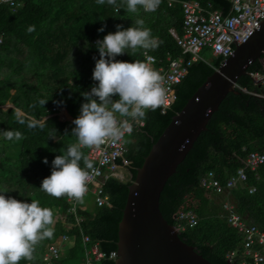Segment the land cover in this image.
Masks as SVG:
<instances>
[{"label": "trees", "instance_id": "trees-1", "mask_svg": "<svg viewBox=\"0 0 264 264\" xmlns=\"http://www.w3.org/2000/svg\"><path fill=\"white\" fill-rule=\"evenodd\" d=\"M178 1L170 6L161 1L155 12L139 8L138 14L128 12L122 0H117L119 12L107 3L97 4L96 0H22V5L14 11L0 4V192L27 203L38 200L42 208L52 210L53 216L64 211L67 196L52 197L42 191L40 185L51 174L53 159L77 143L76 137L71 135L74 125L61 122L56 116L42 117L51 112V107H63L71 118L80 113V106L85 102L81 93L90 91L97 83L92 79V72L93 57L99 59V53L93 41L114 33L116 25L126 29L136 26L135 20L143 19L159 44L147 53L159 61L167 54L181 55L168 31L181 33L182 13ZM197 1L201 5L209 3L212 9L222 12L229 7L228 0ZM29 26H35V30L29 32ZM101 27L104 31L98 32ZM204 50L206 48L200 55ZM126 51L116 59L142 62L145 50ZM221 63L219 55H211L209 61L203 58L191 62L184 77L175 85L173 103L162 112L159 107L148 110L146 116L140 118L142 125L126 135L124 156L128 161L129 178L109 177L104 182L102 189L109 197V207H95L92 197L84 196L86 206L79 211L81 232L88 236V244L96 243L104 253L94 264H113L114 259L107 255L116 248L117 223L126 199V186L133 181L135 169L150 145L171 116ZM250 72L264 75L259 59L252 61L246 73L238 77L236 92H228L211 113L205 128L166 179L158 199L161 216L169 225H175L173 216L178 211L190 209L196 214V223L178 234L212 264H238L237 259L227 261L224 255L240 248L241 236L227 223L216 194L200 187L199 179L205 172L212 171L219 182L224 183L242 166L248 151H259L264 146V138H261L264 136V98L260 96L264 88ZM41 100L47 102L42 106ZM5 103L10 106L2 107ZM29 123L33 127H28ZM4 130L19 131L24 138L7 140ZM86 150L81 148L84 156ZM45 158L47 164L42 162ZM80 166L85 167L83 160ZM245 172L243 185L229 189L227 194L239 216L264 229V162ZM249 186L253 191L248 192ZM52 227L54 235L36 246L34 258L22 259L19 264H41V255L47 246L56 244L63 234L70 240L59 249L51 264H82L83 246L77 226L66 229L61 222H56Z\"/></svg>", "mask_w": 264, "mask_h": 264}, {"label": "clouds", "instance_id": "clouds-1", "mask_svg": "<svg viewBox=\"0 0 264 264\" xmlns=\"http://www.w3.org/2000/svg\"><path fill=\"white\" fill-rule=\"evenodd\" d=\"M99 5L114 6L119 12L117 0H96ZM128 12L137 13L139 8L145 12H155L161 0H122ZM136 26L123 28L116 25V31L109 32L95 46L99 59L95 60L92 79L96 85L90 91L82 92L84 103L80 106L79 115L72 121L74 127L71 135L77 143L70 145L66 152L57 155L52 161L51 174L45 177L40 189L48 195L59 199L62 196L83 203L87 192L86 182L93 167L92 162L84 156L81 148L99 147L106 138L118 140L123 131L131 132L128 120L118 121L120 117L132 120L144 118L148 110L160 106L165 95L164 77L150 64L139 60L133 62L120 61L116 57L131 50H155L159 44L152 36L151 29L145 27L143 19L135 20ZM35 30L29 26L28 31ZM104 28L98 29L103 32ZM151 63L156 62L151 57ZM114 97H118L114 99ZM47 100H41L43 106ZM23 123V121H21ZM28 127H33L29 123ZM7 140H22L19 131L4 130ZM83 160L85 167L81 168ZM43 163L47 164L45 158ZM0 192V264H19L24 260H32L36 246L54 235V216L49 208H42L38 200L30 203L5 196Z\"/></svg>", "mask_w": 264, "mask_h": 264}, {"label": "built area", "instance_id": "built-area-1", "mask_svg": "<svg viewBox=\"0 0 264 264\" xmlns=\"http://www.w3.org/2000/svg\"><path fill=\"white\" fill-rule=\"evenodd\" d=\"M161 1L170 6L178 0ZM178 2L182 13L181 33L177 34L173 29L168 31L180 48L181 55L171 57L167 54L163 61L155 58L156 62L152 64L150 58L154 56L145 53V51L142 53V62L150 64L154 70L164 77L165 95L159 106L161 112L173 103L175 85L184 77L191 62L197 59L203 60L200 55L202 49H208L211 55L221 56L223 61L231 53L234 45L242 43L251 31V27L256 29L255 24L264 17V0H228L229 7L226 12L212 9L209 3L201 5L197 0H181ZM0 4H4L11 11H14L22 5V0H0ZM97 40L95 39L93 42ZM1 43L2 34L0 33ZM262 66L264 67V63H262ZM249 75L254 80L264 76L256 72H250ZM260 96L264 98V94H260ZM46 116H56L59 121L68 123H72L77 117H69L63 107H51V112L42 119ZM117 119L121 122L128 120L132 129L142 125L140 119L132 120L130 117H120L119 115H117ZM122 131L123 134L120 139L106 138L105 142L99 147L87 148L86 150V157L93 164L91 169H87L89 176L86 182V194L92 197L95 207H109L111 205L108 195L102 189L104 182L109 177L119 180L129 178L128 161L124 156V152L126 151L125 137L130 132L127 130ZM263 162L264 146L259 151H248L242 160V166L228 176L224 183H220L212 171L205 172L199 179V186L207 193L224 196L225 199L221 201L220 205L225 213L226 221L241 236L240 248L225 253L224 256L227 261L237 259L238 264H264V229L255 224L247 223L239 216L227 194L229 189L243 185L246 180V169L254 170ZM122 168L126 169L127 176L120 171ZM253 189L252 186H249L247 190L251 192ZM222 193L224 195H221ZM65 201L64 211L54 214V223L61 222L66 229L77 226L83 246L82 264H94L95 261L104 257V253L98 249L96 243L88 244V236L81 232L79 223L82 217L79 215V211L84 210L86 205L68 197L65 198ZM173 218L175 220L173 227L177 232L193 226L197 221L196 214L190 209L178 211ZM69 240L70 237L63 234L56 244L48 245L41 255V264H51L52 260L57 257L59 249ZM114 256L115 250L110 251L107 255L110 259H114Z\"/></svg>", "mask_w": 264, "mask_h": 264}, {"label": "water", "instance_id": "water-1", "mask_svg": "<svg viewBox=\"0 0 264 264\" xmlns=\"http://www.w3.org/2000/svg\"><path fill=\"white\" fill-rule=\"evenodd\" d=\"M251 27L222 63L209 74L150 145L127 187L113 264H212L189 245L161 216L160 191L166 179L205 128L211 113L247 66L264 63V17ZM264 80V76L257 82Z\"/></svg>", "mask_w": 264, "mask_h": 264}, {"label": "rangeland", "instance_id": "rangeland-1", "mask_svg": "<svg viewBox=\"0 0 264 264\" xmlns=\"http://www.w3.org/2000/svg\"><path fill=\"white\" fill-rule=\"evenodd\" d=\"M201 55H202V57H203L204 59H206V60H208V61L211 59V54H210V51H209L208 49L202 51ZM261 84H262V87L264 88V82H262ZM6 106H10V104H9V105H7V104L2 105V107H6ZM118 115H119V114H118ZM120 171H121L125 176H127V171H126L125 168L120 169ZM225 194H226V192H225ZM221 195H224V194L222 193ZM226 195H227V194H226ZM226 198H227V197H226ZM228 198H229V197H228ZM224 199H225L224 196L216 195V201H218L219 203H221V201L224 200Z\"/></svg>", "mask_w": 264, "mask_h": 264}, {"label": "crops", "instance_id": "crops-1", "mask_svg": "<svg viewBox=\"0 0 264 264\" xmlns=\"http://www.w3.org/2000/svg\"><path fill=\"white\" fill-rule=\"evenodd\" d=\"M258 80V79H257ZM257 80H255L256 82H257ZM262 82H264V80H262V81H260L259 83H262ZM5 104H7V105H9V103H5ZM19 112V111H18ZM262 139L264 138V136L263 137H261Z\"/></svg>", "mask_w": 264, "mask_h": 264}]
</instances>
